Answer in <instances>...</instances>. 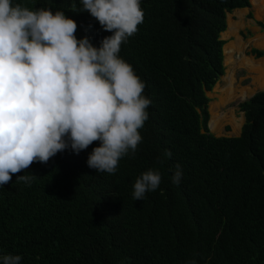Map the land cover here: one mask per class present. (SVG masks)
<instances>
[{"label": "trees", "instance_id": "1", "mask_svg": "<svg viewBox=\"0 0 264 264\" xmlns=\"http://www.w3.org/2000/svg\"><path fill=\"white\" fill-rule=\"evenodd\" d=\"M248 1L141 0L143 23L119 52L152 101L135 156L114 174L96 173L86 164L93 142L14 174L0 188V255L19 254L21 264H264V91L239 104L237 137L208 128L226 14ZM14 3L64 11L77 39L95 46L111 35L87 12H71L70 0ZM165 149L171 158L160 163ZM176 164L179 185L170 180ZM149 168L161 184L134 201L132 185ZM25 172L36 176L30 187L15 182Z\"/></svg>", "mask_w": 264, "mask_h": 264}, {"label": "clouds", "instance_id": "2", "mask_svg": "<svg viewBox=\"0 0 264 264\" xmlns=\"http://www.w3.org/2000/svg\"><path fill=\"white\" fill-rule=\"evenodd\" d=\"M140 5L70 0L71 12H87L111 33L95 46L88 36L77 39V24L64 11L0 0V188L33 163H47L65 150L79 154L93 142L98 146L86 164L96 173L114 174L123 157L135 156L152 101L119 52L143 23ZM171 155L165 149L160 163ZM182 176L176 164L171 183L179 185ZM34 179L25 172L15 182L30 187ZM160 184V171L149 168L135 179L131 197L142 201ZM21 260L19 254L0 255V264Z\"/></svg>", "mask_w": 264, "mask_h": 264}, {"label": "bare ground", "instance_id": "3", "mask_svg": "<svg viewBox=\"0 0 264 264\" xmlns=\"http://www.w3.org/2000/svg\"><path fill=\"white\" fill-rule=\"evenodd\" d=\"M251 4L255 9L259 5V0H251ZM241 26V19H239L237 22H233L228 19L227 30L222 35V38L230 41H228L229 43L225 44L223 47L225 74L220 80L221 85H217L215 87V92L211 96V99L213 100L211 108L214 110H212L209 114L210 118L208 121V126L210 131L213 133H219L222 122L230 121L232 124H236L238 121L233 117V111H221L222 108H226L227 104L231 102L226 101L227 99L231 100L229 97H231V88L234 80L231 71H233L239 64L249 72L254 73L255 75L258 74V76L255 78L256 81H264V60L255 61L250 57H240V54L247 45H251L259 40L258 37H255L250 41H241L237 35V31Z\"/></svg>", "mask_w": 264, "mask_h": 264}, {"label": "crops", "instance_id": "4", "mask_svg": "<svg viewBox=\"0 0 264 264\" xmlns=\"http://www.w3.org/2000/svg\"><path fill=\"white\" fill-rule=\"evenodd\" d=\"M249 2V7L251 8V9H254L253 8V6H252V4H251V0H249L248 1ZM245 9V8H244ZM244 9H238V10H233L232 12H230V13H227L226 14V29H225V31L223 32V33H225L226 32V30H227V21H228V19H230L231 21H233V22H237L239 19H241V23H242V26L241 27H239V29H238V31H237V35H238V37L241 39V41H245L246 40V36H243V35H241L239 32L240 31H243L244 29H248L250 32H251V34H252V36H251V38L250 39H248L249 41L250 40H253L255 37H258L259 38V40H257L255 43H253V44H251V47H254V49H250V50H248V46L249 45H247L245 48H244V50L242 51V53L240 54V57H250V58H253L255 61H259V60H264V58L262 57H260V58H256L252 53H251V51L252 50H258V51H261V49H262V51H263V46H264V31H263V29H262V27L259 25V23H257V25L261 28H259L258 27V30H257V28H252V27H250V26H248V25H246L245 24V22H244V17L243 16H238V15H234V12H239L240 10H244ZM255 11V12H254ZM254 11L253 12H251V13H254L253 14V17H254V19H256V20H259V19H261V17H263L264 16V0H259V5L254 9ZM228 14H229V16L230 17H228ZM231 14V15H230ZM249 15H251L250 13H248V17H249ZM259 15V16H258ZM251 17H252V15H251ZM251 17H249V18H251ZM264 18V17H263ZM256 24V23H255ZM257 27V26H256ZM223 33H221V35H220V40H222V41H225V39L224 38H222V35H223ZM228 41H230V40H228ZM226 42L225 44H227V43H229V42ZM247 41V40H246ZM225 44L223 45V47L225 46ZM223 47H222V51H223ZM223 65H224V54H223ZM241 69V70H240ZM236 70V71H235ZM241 71V72H240ZM232 72V76L234 77V80H233V84H232V88H231V97H229L231 100H226V101H234L236 98H238V99H240V98H245V97H248V95H250L251 93V96H249V98H251L254 94H256V93H258V92H262V91H264V81L263 82H258V81H256L255 80V78L258 76V74L257 75H255L254 73H251V72H249L248 70H246L245 68H243L241 65H237L236 66V68L233 70V71H231ZM236 73H241V74H243V73H245L244 75L246 76V77H236ZM224 74H225V72H224ZM243 78V79H242ZM249 79V83H248V85L247 86H243L242 85V81H244L245 79ZM240 79V80H239ZM220 80H221V78H220ZM220 80L216 83V85L220 82ZM237 81H239V86L240 87H249V89L250 90H256L255 92H248V90L247 89H241V88H239L238 87V83H237ZM215 85V86H216ZM214 86V87H215ZM214 89V88H213ZM248 98V99H249Z\"/></svg>", "mask_w": 264, "mask_h": 264}, {"label": "rangeland", "instance_id": "5", "mask_svg": "<svg viewBox=\"0 0 264 264\" xmlns=\"http://www.w3.org/2000/svg\"><path fill=\"white\" fill-rule=\"evenodd\" d=\"M254 11V9H251L250 7H248V8H245L244 10H240L239 12H234V15H238V16H243L244 17V22H245V24L246 25H248V26H250V27H254V28H257V30H258V25H257V23H261V21L262 20H264V16L263 17H261V19H259V20H256V19H254V17H253V14L254 13H251V12H253ZM255 12V11H254ZM233 13V12H232ZM248 13H250L251 15H252V17L251 18H249L248 17ZM231 15V14H230ZM228 17H230L229 16V14H228ZM256 23V24H255ZM257 26V27H256ZM260 28V27H259ZM261 29V28H260ZM241 35H243V36H246V40H248V39H250L251 38V36H252V34H251V32L246 28V29H244L243 31H240L239 32ZM264 36V35H263ZM245 40V41H246ZM226 42H227V40H225ZM225 41H223L224 42V44L226 43ZM244 41V42H245ZM263 48V51H262V49H261V51L262 52H264V46L262 47ZM250 49H254V47H251V45H249L248 46V50H250ZM262 58V57H261ZM264 58V57H263ZM225 67V66H224ZM241 70V69H240ZM236 71V70H235ZM224 72H225V70H224ZM241 72V71H240ZM245 73H243V74H241V73H236V77H246L245 75H244ZM224 76V75H223ZM222 76V77H223ZM221 77V78H222ZM243 79V78H242ZM220 80V79H219ZM218 80V81H219ZM240 80V79H239ZM237 85H238V87L239 88H241V89H247L248 90V92H255L254 90H250L249 89V87H240L239 85V81H237ZM248 83H249V79L247 78V79H245L244 81H242V85L243 86H247L248 85ZM217 85H221V82H219ZM216 85V86H217ZM215 86V87H216ZM215 87H214V89H212V91L208 94V96H209V100H210V102H209V104H208V113L210 114L211 113V111L212 110H214V109H212L211 108V104H212V102H213V100L211 99V96L214 94V92H215ZM252 94V93H251ZM251 94L250 95H248V97H245V98H240V99H238V98H236L234 101H232V102H230V103H228L227 104V106H226V108H222L221 109V111L223 112V111H228V110H231V111H233V117L235 118V119H237L236 121H237V123H238V125H237V123L236 124H232L230 121L228 122V121H225V122H222V124H221V127H220V130H219V133H217V132H211L214 136H217V137H221V136H224V137H236V136H238L239 134H240V129H241V127H242V125H243V123H244V116H243V113L240 111V109H239V104H241L244 100H247L248 98H249V96H251ZM215 101V100H214ZM210 111V112H209ZM209 118H210V115H209ZM228 122V123H227ZM232 125H231V124ZM240 125V126H239ZM210 130V129H209Z\"/></svg>", "mask_w": 264, "mask_h": 264}, {"label": "water", "instance_id": "6", "mask_svg": "<svg viewBox=\"0 0 264 264\" xmlns=\"http://www.w3.org/2000/svg\"><path fill=\"white\" fill-rule=\"evenodd\" d=\"M261 24L264 25V20L261 21ZM223 66H224V65H223ZM209 93H210V92H208V93L206 94L208 98H209V96H208ZM208 128H209V126H208ZM209 131H210V130H209Z\"/></svg>", "mask_w": 264, "mask_h": 264}]
</instances>
